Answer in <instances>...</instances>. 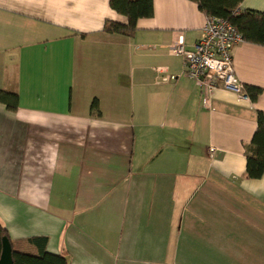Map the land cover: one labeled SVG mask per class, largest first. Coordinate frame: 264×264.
Wrapping results in <instances>:
<instances>
[{
  "label": "crops",
  "instance_id": "crops-1",
  "mask_svg": "<svg viewBox=\"0 0 264 264\" xmlns=\"http://www.w3.org/2000/svg\"><path fill=\"white\" fill-rule=\"evenodd\" d=\"M153 5L124 35L104 30L128 24L110 0H0V90L19 95L15 111L0 102V222L70 264H264V173L248 178L245 155L264 46L233 49L258 99L220 87L207 110L170 53L181 36L195 45L207 15Z\"/></svg>",
  "mask_w": 264,
  "mask_h": 264
},
{
  "label": "trees",
  "instance_id": "trees-1",
  "mask_svg": "<svg viewBox=\"0 0 264 264\" xmlns=\"http://www.w3.org/2000/svg\"><path fill=\"white\" fill-rule=\"evenodd\" d=\"M207 16H218L229 20L242 35L243 40L264 46V12L245 10L240 6L244 0H191ZM111 8L128 19V24L107 22L104 30L107 33L133 35L137 21L142 18H151L154 14L153 0H110ZM239 11L237 15L234 12ZM246 95L256 101L262 90L257 87H245ZM0 102L8 109L15 111L19 104V95L13 92L0 90ZM97 102H93V108ZM258 127L250 146L246 148V176L257 179L264 173V115H257ZM9 237L7 229L0 222V257L2 240ZM13 249L14 264H70L68 258L62 254L47 252V238L33 237L20 241H10Z\"/></svg>",
  "mask_w": 264,
  "mask_h": 264
},
{
  "label": "built area",
  "instance_id": "built-area-1",
  "mask_svg": "<svg viewBox=\"0 0 264 264\" xmlns=\"http://www.w3.org/2000/svg\"><path fill=\"white\" fill-rule=\"evenodd\" d=\"M238 13L234 12L235 15ZM243 41L242 35L229 20L207 16L192 48L185 46L182 36L170 46L171 54L184 59V74L201 89L205 109H213V92L220 87L237 94L239 98H249L244 84L236 74L233 60V49ZM217 151L214 147L209 148L210 156L213 157Z\"/></svg>",
  "mask_w": 264,
  "mask_h": 264
},
{
  "label": "water",
  "instance_id": "water-1",
  "mask_svg": "<svg viewBox=\"0 0 264 264\" xmlns=\"http://www.w3.org/2000/svg\"><path fill=\"white\" fill-rule=\"evenodd\" d=\"M2 245L0 264H14L13 249L8 237L3 238Z\"/></svg>",
  "mask_w": 264,
  "mask_h": 264
}]
</instances>
